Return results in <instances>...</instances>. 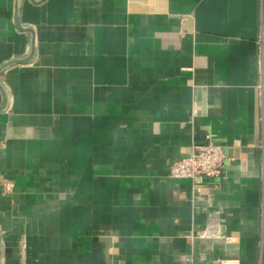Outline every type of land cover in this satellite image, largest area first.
I'll list each match as a JSON object with an SVG mask.
<instances>
[{"label":"crops","instance_id":"0c3cea01","mask_svg":"<svg viewBox=\"0 0 264 264\" xmlns=\"http://www.w3.org/2000/svg\"><path fill=\"white\" fill-rule=\"evenodd\" d=\"M3 180L0 264H264V0H0Z\"/></svg>","mask_w":264,"mask_h":264},{"label":"built area","instance_id":"2783aa9c","mask_svg":"<svg viewBox=\"0 0 264 264\" xmlns=\"http://www.w3.org/2000/svg\"><path fill=\"white\" fill-rule=\"evenodd\" d=\"M226 162L224 149L216 144L195 146L191 152L172 162L167 170L171 179H188L196 188L221 177ZM1 192L9 194L14 184L10 180L0 182ZM216 264H236L234 260L220 259Z\"/></svg>","mask_w":264,"mask_h":264}]
</instances>
